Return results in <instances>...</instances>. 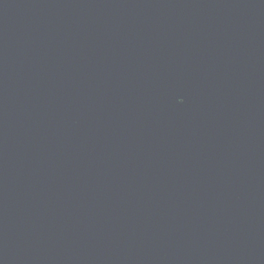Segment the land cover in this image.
I'll list each match as a JSON object with an SVG mask.
<instances>
[{
	"label": "water",
	"instance_id": "1",
	"mask_svg": "<svg viewBox=\"0 0 264 264\" xmlns=\"http://www.w3.org/2000/svg\"><path fill=\"white\" fill-rule=\"evenodd\" d=\"M0 264H264V0H0Z\"/></svg>",
	"mask_w": 264,
	"mask_h": 264
}]
</instances>
